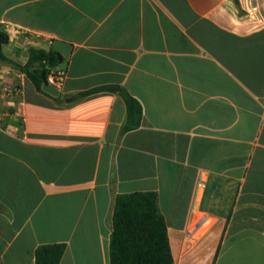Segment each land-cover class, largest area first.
Instances as JSON below:
<instances>
[{"label":"crops","instance_id":"obj_1","mask_svg":"<svg viewBox=\"0 0 264 264\" xmlns=\"http://www.w3.org/2000/svg\"><path fill=\"white\" fill-rule=\"evenodd\" d=\"M0 264H109L114 197L155 192L174 264H264V0H0ZM142 108L126 120L118 93Z\"/></svg>","mask_w":264,"mask_h":264},{"label":"trees","instance_id":"obj_2","mask_svg":"<svg viewBox=\"0 0 264 264\" xmlns=\"http://www.w3.org/2000/svg\"><path fill=\"white\" fill-rule=\"evenodd\" d=\"M7 43L8 36L0 29V61L12 65L27 77L37 92L50 97L45 90L50 86L46 78L61 62V57L51 50L30 47L26 62L20 65L3 54V46ZM103 91L118 93L124 102L126 120L120 135L137 129L142 121V108L126 90L115 85H103L80 92L76 97ZM63 252L62 244L40 245L34 251V264H59ZM109 264H174L166 223L158 209L155 192H134L114 197Z\"/></svg>","mask_w":264,"mask_h":264},{"label":"built area","instance_id":"obj_3","mask_svg":"<svg viewBox=\"0 0 264 264\" xmlns=\"http://www.w3.org/2000/svg\"><path fill=\"white\" fill-rule=\"evenodd\" d=\"M63 79V72H59L56 70H52L48 75H47V83L50 86L54 87H59L61 85ZM11 94V91L9 90L8 86L5 85L2 80L0 79V96L4 95H9Z\"/></svg>","mask_w":264,"mask_h":264}]
</instances>
